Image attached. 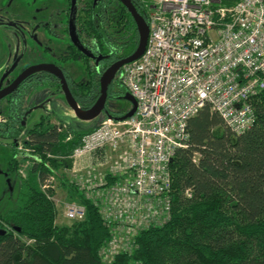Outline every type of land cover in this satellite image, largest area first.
I'll return each mask as SVG.
<instances>
[{
  "label": "trees",
  "instance_id": "16d2710c",
  "mask_svg": "<svg viewBox=\"0 0 264 264\" xmlns=\"http://www.w3.org/2000/svg\"><path fill=\"white\" fill-rule=\"evenodd\" d=\"M112 1L89 3L81 9L77 22L82 46L102 59L96 63L72 47L62 58L65 63L80 59L85 66L86 80L69 85L84 111L99 97L101 74L112 63L129 57L138 45L131 14L117 1L113 6ZM131 2L145 19L138 0ZM44 84L37 82L11 95L8 121L0 122L2 136L13 139L10 170L16 175L19 164L27 163L14 208L0 215V227L6 229L0 237V264H104L102 252L113 238L111 227L94 200L63 175L64 169L73 166L70 156L82 137L94 129L74 130L42 116L27 131L24 143L31 152L21 154L20 162L15 158V141L23 132L19 125L24 97ZM55 87L61 91L59 84ZM127 93L120 69L108 85L104 115L123 116L126 112L111 111L107 103L123 99ZM250 103L254 122L238 135L209 107L188 119V147L178 149L169 164L168 220L141 230L130 248L113 256L111 264H264V89ZM60 125L66 128L59 130ZM49 176L59 181L70 202L85 207L83 220L56 223L55 204L39 189ZM119 179L108 173L105 186Z\"/></svg>",
  "mask_w": 264,
  "mask_h": 264
},
{
  "label": "built area",
  "instance_id": "2783aa9c",
  "mask_svg": "<svg viewBox=\"0 0 264 264\" xmlns=\"http://www.w3.org/2000/svg\"><path fill=\"white\" fill-rule=\"evenodd\" d=\"M138 2L149 28L147 44L138 60L121 68L136 110L123 121L105 117L70 156L77 168L80 159L102 153L105 161H113L109 174L120 178L106 191L86 183L90 179L82 188L111 227L104 264L130 248L148 224L168 220L169 164L178 149L188 147V119L209 107L232 134H241L254 122L251 98L264 89V0ZM24 141L27 135L15 141L18 162L31 152ZM21 168L27 163L19 164L23 177ZM55 183L54 176L44 179L42 193L50 197ZM63 215L81 221L85 207L63 203Z\"/></svg>",
  "mask_w": 264,
  "mask_h": 264
},
{
  "label": "flooded vegetation",
  "instance_id": "af4514ba",
  "mask_svg": "<svg viewBox=\"0 0 264 264\" xmlns=\"http://www.w3.org/2000/svg\"><path fill=\"white\" fill-rule=\"evenodd\" d=\"M98 1L99 0H75L74 10L71 11L72 0H51L53 4H56L58 11H56L53 15H50L49 13L48 16L47 12H45L46 10L45 6H47V0H0V34H7V35L9 34L11 38L19 37L20 38L19 41L22 43V48H23L21 52H19V50H17L18 48H16L15 54H13L12 60L10 61L9 64L6 63L5 61L6 58L5 51L3 49L2 51H0V91L11 87L17 81V79L26 72L28 68L43 64H53L58 68H60V70H62L64 74L68 86L72 81L74 82L80 81V80H74L72 75L70 74V71L72 69L73 64L75 63L83 64V62L80 59H78V60H71L65 63L62 61V58L63 55L69 54L70 47L76 49V51L79 54H81L83 57L88 58L91 61L96 62V58H102V57H97L91 52L87 51L80 43L76 32L77 22L79 20V16L81 15V9L82 8L86 9L89 3L95 5ZM116 1L121 4L120 1L115 0V2L113 1L111 2L113 6L117 5ZM36 4L39 7H34V5ZM61 5L62 8H59ZM52 19H56V23L58 24L55 30H51L53 29L51 25ZM71 21L75 26V34L79 43L91 56H94L95 59H91L90 57L83 55L81 51L71 42L69 36V25ZM33 22L36 23L34 27L31 26ZM18 24H20V26ZM21 25L26 26L24 29L28 31L29 33L28 36L25 35L24 30L22 31ZM28 26L29 28H27ZM46 36H49L50 38L46 39L45 38ZM27 37L30 39V41L27 39ZM53 38L58 42L57 48L64 49V52L59 55H52L51 59L49 60V52H51L52 54L53 51L48 47H42V48L38 47L36 44H33V41L34 39H40V40L43 39L45 41L46 40L50 41L53 40ZM26 60H29L30 62H26ZM68 63L70 64V66L69 69L67 70L66 65ZM20 79L21 80L16 86V89L12 93L4 97L2 100H0V107L3 104L6 105L4 111H1L0 108V113H1L0 122L8 121L9 114L7 112V107H8L9 99L11 95L15 94L19 89L30 87L34 83L36 84L37 82H40L41 84L45 82V84L42 85L40 88L43 87L54 88L55 85L57 84L60 85L59 79L55 77L53 74L49 73L48 71H38L35 73H30L28 75H25L23 78L21 77ZM31 92L32 91H29L24 97V105L22 110L23 117L19 125V128H21L23 131L21 135H24V120L29 115L31 109V106L30 105L28 106L26 103L28 96ZM17 127L18 125L16 126V128ZM25 135H27V133H25ZM0 138L5 139L8 142L7 146L10 149L13 139L2 136L1 131H0ZM11 176L12 178H14L15 174H13L12 171L10 170V166L8 162V167L4 174L7 190L4 192L2 199L5 198V195L7 193L12 192L13 188L11 184ZM2 199H0V202L2 201ZM5 213H2L0 215H4ZM0 233H2L0 237L4 236L6 234V229L0 227Z\"/></svg>",
  "mask_w": 264,
  "mask_h": 264
},
{
  "label": "rangeland",
  "instance_id": "374dc122",
  "mask_svg": "<svg viewBox=\"0 0 264 264\" xmlns=\"http://www.w3.org/2000/svg\"><path fill=\"white\" fill-rule=\"evenodd\" d=\"M34 7H39L37 4L34 5ZM33 7V8H34ZM45 12H47L48 16L53 15L56 11H58V8L56 4H53L51 0H47V6ZM62 8V5L59 7ZM57 17V16H56ZM40 24V23H39ZM20 26V24H18ZM36 25L35 22L31 24L32 27ZM52 28L51 30H55L58 26L56 23V19H52L51 21ZM55 26V28H54ZM26 26L21 25L22 31L24 30L25 35H29L28 31L25 30ZM29 28V26L27 27ZM46 39H49V36L45 37ZM27 39L30 41V39L27 37ZM20 38H11L8 34H0V51L2 49L5 51L6 63H10L12 60L13 54H15L16 48L21 52L23 50L22 43L19 41ZM65 43V42H64ZM33 44H36L38 47H48L53 51L49 52V60L51 59L52 55H59L64 52V49L57 48L58 42L53 38V40H40V39H34ZM22 48V49H21ZM54 48V49H53ZM10 55V56H9ZM48 55V54H47ZM26 62H30L29 60H26ZM70 64L68 63L66 65V69H69ZM70 74L72 75L74 80H85L86 79V72L84 65L82 63H75L72 66V69L70 71ZM27 105L31 106L30 113L24 120V135L27 133V131L32 128L36 123L39 122L40 118L42 116L49 117L51 121L56 122H62L65 125L70 126L74 130H88V129H95L104 119L105 115L104 112H102L97 118L90 122H83L77 119L73 113V111L70 109L68 104L66 103L65 97L61 91H59L56 87H43L36 90H32V92L29 94L27 99ZM3 104V103H2ZM4 105V106H3ZM1 105V111H4L6 108V105ZM107 108L111 111H115L118 113H127L129 109L131 108L130 103L127 102L124 99H109L107 103ZM1 121V120H0ZM7 141L5 139L0 138V199H2L4 192L7 190V185L5 182L4 174L8 167V162L11 160V151L9 147L7 146ZM114 158H116V155H112ZM113 158V160H114ZM106 160V159H105ZM103 158L96 159H90V157H84L80 159L77 163V168L73 166L69 169L63 170V175L65 179H67L70 182H74L78 187L86 188L85 182L86 180L90 179V182L95 186V188H99L104 183V177L106 174L110 172V165L113 161H105ZM112 160V159H111ZM92 167V169H89L88 167ZM82 168V170H80ZM22 170H26L27 168H21ZM24 174H26V171H24ZM24 177V176H23ZM19 179L20 175L17 173L14 178L11 176V184H12V192L7 193L5 195V198L2 199L0 202V214L5 213L6 211L14 208L15 202L18 195V189H19ZM82 183L83 186H81L79 183ZM40 185V184H39ZM40 189V187H39ZM51 191L49 192L50 196L49 198L54 202L56 207V223L58 225H66L69 224V219H66L63 216V203L69 202L68 195L66 193V190L61 187L59 181L56 179L55 183V192L51 195ZM123 237V235H119V239ZM109 244V243H108ZM113 260V257H112ZM112 262V261H111Z\"/></svg>",
  "mask_w": 264,
  "mask_h": 264
},
{
  "label": "water",
  "instance_id": "95a60500",
  "mask_svg": "<svg viewBox=\"0 0 264 264\" xmlns=\"http://www.w3.org/2000/svg\"><path fill=\"white\" fill-rule=\"evenodd\" d=\"M121 2V4L127 9V11L131 14L136 28L138 32V45L136 50L126 58H123L121 60H118L114 63H112L106 70L101 74L100 79H99V86H100V92H99V97L96 100L95 104L89 109V110H81L80 107L78 106L77 102L75 101L69 86L66 82V79L64 77V74L60 68L53 64H43V65H37V66H32L26 70V72L21 75L17 81L9 88H6L2 91H0V100H2L4 97L12 93L15 89L16 86L18 85L19 81L21 80L20 78L24 77L25 75H28L30 73H35L38 71H48L49 73L53 74L55 77H57L60 81V88L61 92L63 93L66 103L70 107V109L73 111L75 117L79 119L80 121L83 122H90L97 118L103 111L105 112V105L107 101V89L108 85L110 84L111 80L115 76V74L125 65L132 63L136 60H138L146 47L147 44V39H148V34H149V28L146 20L137 12L136 8L134 7L133 3L131 0H118ZM75 6V0H72V6H71V11L74 10ZM69 36L71 42L81 51V53L87 57H90L91 59H95L94 56H91L79 43L76 34H75V26L73 22H70L69 25ZM102 58H96V62H99ZM123 99L126 100L127 102L130 103L131 108L127 113H125L123 116H118V117H112L110 115H107V117L113 119L114 121H123L131 117L135 110H136V100L134 97L130 94L127 93L123 96ZM2 233H0L1 235Z\"/></svg>",
  "mask_w": 264,
  "mask_h": 264
},
{
  "label": "bare ground",
  "instance_id": "6f19581e",
  "mask_svg": "<svg viewBox=\"0 0 264 264\" xmlns=\"http://www.w3.org/2000/svg\"><path fill=\"white\" fill-rule=\"evenodd\" d=\"M261 92V91H260ZM259 92V93H260ZM258 93V94H259ZM213 112V111H212ZM215 113V112H214ZM217 114V113H216ZM218 115V114H217ZM219 116V115H218ZM107 117V116H106ZM221 119V118H220ZM104 179H105V177H104ZM41 185V184H40ZM40 185H39V187H40ZM106 184H105V180H104V183L102 184V186H103V188H105L104 189V191H106V190H108L109 188H110V186L111 185H108V186H105ZM41 190V189H40ZM170 200H171V190H170ZM170 207H171V201H170ZM64 216V215H63ZM67 219V218H66ZM70 222H72V220H69ZM163 223H165V222H162V219H160L159 221H153V222H151L150 224H148L146 227H148L149 225H151V224H157V225H159V224H163ZM145 227V228H146Z\"/></svg>",
  "mask_w": 264,
  "mask_h": 264
},
{
  "label": "crops",
  "instance_id": "0c3cea01",
  "mask_svg": "<svg viewBox=\"0 0 264 264\" xmlns=\"http://www.w3.org/2000/svg\"><path fill=\"white\" fill-rule=\"evenodd\" d=\"M51 122L54 123L55 121H51ZM101 154H102V153L93 156L92 159L94 158V159L98 160V158H102V157H101Z\"/></svg>",
  "mask_w": 264,
  "mask_h": 264
}]
</instances>
